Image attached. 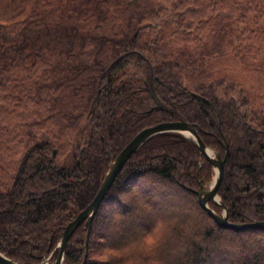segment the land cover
I'll list each match as a JSON object with an SVG mask.
<instances>
[{"label": "trees", "instance_id": "obj_1", "mask_svg": "<svg viewBox=\"0 0 264 264\" xmlns=\"http://www.w3.org/2000/svg\"><path fill=\"white\" fill-rule=\"evenodd\" d=\"M28 6L20 20L0 22V252L45 260L118 151L162 121L193 123L221 155L226 142L217 191L226 218L264 219V102L207 65L227 47L259 54L264 0ZM212 175L183 135L150 137L101 202L86 259L80 225L63 264H264V229L217 225L189 190Z\"/></svg>", "mask_w": 264, "mask_h": 264}, {"label": "water", "instance_id": "obj_2", "mask_svg": "<svg viewBox=\"0 0 264 264\" xmlns=\"http://www.w3.org/2000/svg\"><path fill=\"white\" fill-rule=\"evenodd\" d=\"M175 132L183 135L186 139L192 141L196 148L199 150L201 155L211 164L213 169V175L209 178L202 176L198 180L196 188H189L196 197L199 205L214 219L217 225L226 228H232L236 230H243L249 228H262L264 229V219L255 220L251 222H231L226 218V207L221 201L217 191L224 174L225 161L228 155V144L224 143V154L221 155L218 151L209 148L202 141L198 131L194 127L193 123L185 120H173V121H162L153 125L147 126L138 131L115 155L111 163L109 164L103 179L93 196L92 200L81 209L70 221H68L62 228L60 238L50 252V254L40 264L47 263L53 252L57 249V255L54 259L53 264H63L64 253L68 240L70 239L73 232L82 225L86 230L85 234V254L84 260L87 256L88 241L91 231L93 218L112 186L116 176L121 169L126 165L132 155L139 149L143 143L150 137L160 133ZM209 200L220 205L222 211L216 212L210 205ZM0 264H26L21 263L15 259H12L0 252ZM31 264V263H30Z\"/></svg>", "mask_w": 264, "mask_h": 264}, {"label": "rangeland", "instance_id": "obj_3", "mask_svg": "<svg viewBox=\"0 0 264 264\" xmlns=\"http://www.w3.org/2000/svg\"><path fill=\"white\" fill-rule=\"evenodd\" d=\"M30 1L0 0V22L7 23L23 18ZM256 53L259 54L244 55L246 54L245 52L236 54L230 47H227L224 48L222 54L210 57L207 65L210 69H208V72L212 76H225L233 79L251 97L254 96L260 102L259 105H261L264 102V44ZM204 70L202 69V72ZM173 211L175 210L173 209ZM50 264H53V262Z\"/></svg>", "mask_w": 264, "mask_h": 264}]
</instances>
